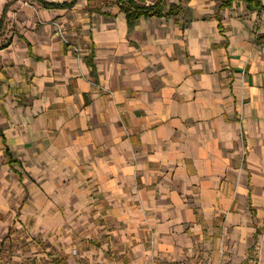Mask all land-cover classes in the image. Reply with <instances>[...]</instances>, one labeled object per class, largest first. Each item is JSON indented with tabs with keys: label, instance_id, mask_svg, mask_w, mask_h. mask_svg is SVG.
Returning a JSON list of instances; mask_svg holds the SVG:
<instances>
[{
	"label": "crops",
	"instance_id": "1",
	"mask_svg": "<svg viewBox=\"0 0 264 264\" xmlns=\"http://www.w3.org/2000/svg\"><path fill=\"white\" fill-rule=\"evenodd\" d=\"M221 1L4 3L0 264H264V11Z\"/></svg>",
	"mask_w": 264,
	"mask_h": 264
},
{
	"label": "trees",
	"instance_id": "2",
	"mask_svg": "<svg viewBox=\"0 0 264 264\" xmlns=\"http://www.w3.org/2000/svg\"><path fill=\"white\" fill-rule=\"evenodd\" d=\"M121 3V8L125 12L127 16V21L129 28H132L141 17H149V16H161L163 14V5L162 0H157L151 5L140 4L136 0H117ZM236 0H222L220 4V8H225L231 6V4ZM247 4V7L252 10H257L258 12L264 11V2L262 0H241ZM41 3L47 8H59L71 6L75 3V0H71L70 2L56 3V2H47L41 1ZM176 5H170V8L167 12L168 15L173 14ZM8 10V4H5L1 17H0V30L3 28V24L6 19V13ZM6 154L11 156V152L9 149H6ZM12 162L11 158L9 159Z\"/></svg>",
	"mask_w": 264,
	"mask_h": 264
},
{
	"label": "rangeland",
	"instance_id": "3",
	"mask_svg": "<svg viewBox=\"0 0 264 264\" xmlns=\"http://www.w3.org/2000/svg\"><path fill=\"white\" fill-rule=\"evenodd\" d=\"M41 1H62V0H0V12L5 2H10L11 6L8 12V20L5 25L7 34L19 32L24 29L32 37L36 36L44 25L51 23L44 21L39 14L42 7ZM139 2H155L156 0H138ZM27 2V5L22 4ZM24 25V27H21ZM26 28V29H25ZM5 33V32H4ZM4 33H0L3 36ZM29 263H34L31 261Z\"/></svg>",
	"mask_w": 264,
	"mask_h": 264
},
{
	"label": "built area",
	"instance_id": "4",
	"mask_svg": "<svg viewBox=\"0 0 264 264\" xmlns=\"http://www.w3.org/2000/svg\"><path fill=\"white\" fill-rule=\"evenodd\" d=\"M22 4H25V5H27V2H23ZM59 32H60V30H59ZM61 33V32H60Z\"/></svg>",
	"mask_w": 264,
	"mask_h": 264
}]
</instances>
